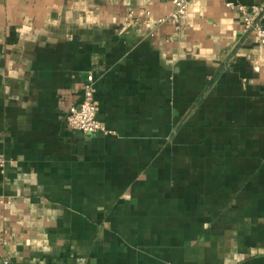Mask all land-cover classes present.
Here are the masks:
<instances>
[{
    "label": "crops",
    "instance_id": "0c3cea01",
    "mask_svg": "<svg viewBox=\"0 0 264 264\" xmlns=\"http://www.w3.org/2000/svg\"><path fill=\"white\" fill-rule=\"evenodd\" d=\"M228 1L0 0V264H264V43ZM90 71L109 133L67 123Z\"/></svg>",
    "mask_w": 264,
    "mask_h": 264
},
{
    "label": "built area",
    "instance_id": "2783aa9c",
    "mask_svg": "<svg viewBox=\"0 0 264 264\" xmlns=\"http://www.w3.org/2000/svg\"><path fill=\"white\" fill-rule=\"evenodd\" d=\"M173 2V11L167 16L160 17L159 20L160 22L169 20L176 28L180 29L188 17L190 0H173ZM227 5L239 9L245 29L254 32L264 43V4L254 3L247 5L229 0ZM97 91L96 74L94 71H90L84 81L81 100L70 108L67 115V123L70 127L85 133H109L97 116ZM4 163L5 158L0 156V166L4 165Z\"/></svg>",
    "mask_w": 264,
    "mask_h": 264
}]
</instances>
